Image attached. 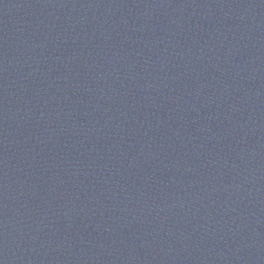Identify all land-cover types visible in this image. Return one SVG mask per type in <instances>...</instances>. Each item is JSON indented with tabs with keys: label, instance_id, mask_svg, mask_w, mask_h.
Here are the masks:
<instances>
[{
	"label": "water",
	"instance_id": "obj_1",
	"mask_svg": "<svg viewBox=\"0 0 264 264\" xmlns=\"http://www.w3.org/2000/svg\"><path fill=\"white\" fill-rule=\"evenodd\" d=\"M0 264H264V0H0Z\"/></svg>",
	"mask_w": 264,
	"mask_h": 264
}]
</instances>
